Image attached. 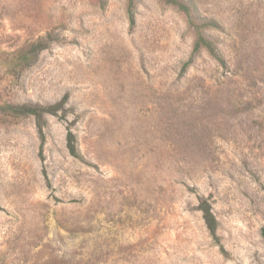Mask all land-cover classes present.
I'll use <instances>...</instances> for the list:
<instances>
[{
  "label": "rangeland",
  "instance_id": "1",
  "mask_svg": "<svg viewBox=\"0 0 264 264\" xmlns=\"http://www.w3.org/2000/svg\"><path fill=\"white\" fill-rule=\"evenodd\" d=\"M129 1L0 0V264H264V0Z\"/></svg>",
  "mask_w": 264,
  "mask_h": 264
},
{
  "label": "trees",
  "instance_id": "2",
  "mask_svg": "<svg viewBox=\"0 0 264 264\" xmlns=\"http://www.w3.org/2000/svg\"><path fill=\"white\" fill-rule=\"evenodd\" d=\"M132 2L133 0H130L129 5L131 9V22L134 23V15L132 13V6H133ZM173 3L178 5V7L181 10H183L190 17L191 20L196 19L195 21H200V22L202 21L201 18H197L193 15L194 14L192 11L193 9L189 4L185 5L179 0H173ZM200 27H217V24H215V22H206V23H202ZM203 49H207L210 52V54L219 63H221V65L225 64L224 59L219 54V52L212 44V42L208 40L206 37H204L202 34H198L192 50L191 57L182 66L181 75H184L188 72L189 68L194 64L196 58ZM66 103H67V97L63 98V100L57 106H50L47 108L42 106H20V107H13V110H15L20 115L35 117L39 121V127L42 128L45 114L55 115L58 112V110H60L61 107H63ZM67 138H68L67 148L70 154L74 157L80 158V155L75 145V137L73 133L69 132ZM199 210L203 214V219L205 221L207 229L212 235H215L217 231L218 223L210 203L207 200L204 199L201 200L199 204ZM263 237H264V231H263Z\"/></svg>",
  "mask_w": 264,
  "mask_h": 264
}]
</instances>
